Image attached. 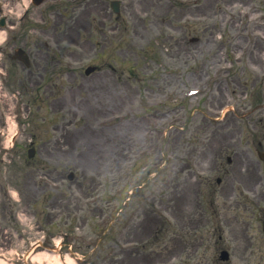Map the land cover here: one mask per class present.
<instances>
[{
  "label": "rangeland",
  "instance_id": "obj_1",
  "mask_svg": "<svg viewBox=\"0 0 264 264\" xmlns=\"http://www.w3.org/2000/svg\"><path fill=\"white\" fill-rule=\"evenodd\" d=\"M194 2L133 0L128 8L123 7L122 19L110 21L118 30L110 31L106 25H100L91 33L81 30L78 36L74 34V43L78 40L86 44L79 57L83 60L70 66L77 76L54 82L58 85V89L54 87V95H68L67 99L75 103L68 128L54 131L42 120L46 114L43 112L31 113L35 119L33 125L17 126L11 111L13 95L3 102L10 120L6 141L0 142V251L6 259L12 258V252L27 251L30 243L36 241L39 246L31 249L35 248L34 252L44 258L38 263V258L34 257L26 264H57L50 253L54 249L59 251L65 264H69L71 258L76 264H142L141 260L147 256H151L150 262H143L151 264L157 252L174 249L178 188L181 183L187 186L192 183L197 173H211L213 155L207 99L187 93L198 78L207 79L212 57L222 63L230 58L233 69L241 64L240 58L246 59L237 71L241 77L248 73L249 56L241 49L244 38H237V33L245 29L249 19H239L243 16H239L241 12L251 9L263 14L255 32L264 35V0H199L197 6ZM195 8L198 16H195ZM232 17L236 23L228 22ZM247 34L254 40L249 29L245 30L244 35ZM111 35L116 36L110 40ZM233 38V44L229 45L228 41ZM98 40L107 43L103 50L104 63H113L117 71L102 69L83 81V67L95 59L97 47L92 44ZM259 40L252 45L255 47L253 56L264 59V40ZM63 45L79 49L65 41ZM130 67L135 69L132 73L139 79L131 76ZM128 73L131 80L127 81ZM166 81L171 84L167 86ZM109 84L113 87H107ZM203 84L200 81L199 85ZM233 87L230 86V92ZM174 90L175 93L171 92ZM106 92H110L109 95H105ZM175 94L181 101L177 106L172 105ZM154 95L161 100L165 95L168 98V105L160 107L164 113L155 120V125L137 119L148 115L143 106L152 101L150 98ZM85 97L93 108H88L84 102L78 105L76 101H86ZM27 111L26 107L23 113L27 115ZM68 112L53 113L54 121L60 122L63 115L68 118ZM104 113H111L112 117L106 115L104 119ZM239 124L242 123L235 118L229 120V150L225 156L234 154L238 160L241 154L245 161L254 160L256 167L258 158L253 143L248 142L251 138L248 133L264 139V129L248 132ZM71 136L76 140L68 141ZM34 137L37 154L31 160L27 152L29 140ZM161 150L163 156H159ZM222 161L230 169L229 173H235L225 157ZM133 165L137 167L132 169ZM255 167L244 172L249 173L251 179L261 180L257 197L244 187L240 196L239 191L234 195L243 200L246 195L256 197L255 206L264 209V166H259L258 173ZM71 172L75 174L72 180L69 179ZM112 185L116 187L111 188ZM123 185L133 190L132 198L124 205L129 194L121 189ZM194 190L191 184L184 189L183 200ZM157 213L163 219L157 223L159 231L162 230L160 239H155L154 234H141L143 223ZM260 215L261 210L255 218ZM116 220L118 225L114 230ZM256 237L261 247L260 257L253 258L250 264H264V234L258 232ZM132 240L135 241L134 253L130 251ZM59 242L61 244L56 246ZM17 264L25 263L18 261Z\"/></svg>",
  "mask_w": 264,
  "mask_h": 264
},
{
  "label": "flooded vegetation",
  "instance_id": "obj_2",
  "mask_svg": "<svg viewBox=\"0 0 264 264\" xmlns=\"http://www.w3.org/2000/svg\"><path fill=\"white\" fill-rule=\"evenodd\" d=\"M30 17L32 18V15L31 16H27L26 12L25 14L23 15L22 18H20L19 20H16L15 18H13L12 16L10 15H7L5 14L2 18H4V23L9 25V24H18L21 26V29L22 31H18L16 34H14L12 36V41H13V47L12 48H16L18 46L20 47H23L24 49L26 50H30L32 49V46L31 44L33 43V37H32V24H31V19ZM0 27H1V20H0ZM11 43H9V47H10ZM8 46H5L4 48H2L3 50V54L2 55H5L6 54V48ZM40 58L44 61V65L42 63V61L39 62V71L41 72H45V73H42L46 76V78L48 79V71H49V65H48V60H49V53L45 52L44 54H41L40 55ZM45 58V59H44ZM3 61H5L3 59ZM44 66V67H43ZM2 69L4 71L7 72V77H11L12 74H11V70L7 69V64L6 63H3L2 64Z\"/></svg>",
  "mask_w": 264,
  "mask_h": 264
},
{
  "label": "bare ground",
  "instance_id": "obj_3",
  "mask_svg": "<svg viewBox=\"0 0 264 264\" xmlns=\"http://www.w3.org/2000/svg\"><path fill=\"white\" fill-rule=\"evenodd\" d=\"M37 257H38L39 259H42V258H44V255H41V254H40V255H38ZM56 260L58 261L57 264H63V262H62L61 260H58V257H56ZM70 262H71V264H74V262H73L72 260H70ZM0 264H3V263L0 262ZM54 264H55V263H54Z\"/></svg>",
  "mask_w": 264,
  "mask_h": 264
}]
</instances>
